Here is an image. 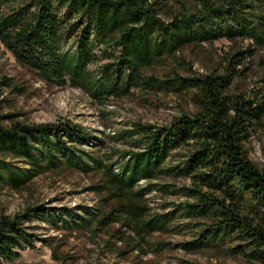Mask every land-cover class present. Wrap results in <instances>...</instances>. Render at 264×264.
<instances>
[{"label": "trees", "instance_id": "trees-1", "mask_svg": "<svg viewBox=\"0 0 264 264\" xmlns=\"http://www.w3.org/2000/svg\"><path fill=\"white\" fill-rule=\"evenodd\" d=\"M193 2L192 12L165 21L159 7H154L156 2L147 0H0V41L43 80L79 88L101 104L135 88L155 91L176 82L196 89L199 102L196 113H182L168 125L135 122L116 134L124 149H116L122 161L115 171L111 162L83 148L97 139L88 128L64 118L36 123L4 113L2 89L12 83L4 76L0 78V182L21 187L58 167L98 170L105 179L93 189L108 190L120 212L113 216L114 208L110 220L119 219L146 241L151 232L166 231L170 219L168 213L147 217L150 207L145 196L152 181L172 173L190 176L192 185L184 186L194 198L188 213L211 224L183 248L196 251L233 237L244 241L235 251L249 248L264 262V227L242 214L241 207L247 205L264 220V167L252 162L244 149L253 127L264 117V93L256 99L226 93L241 74L236 66L252 55V49L231 53L219 75L160 80L143 73L164 51L175 53L186 44L225 38L249 39L264 47V0ZM94 62L97 71L90 69ZM11 155L24 158L29 167L8 162ZM172 155L178 160L167 164ZM141 180L149 185L138 188ZM72 215L71 209L60 213L39 205L14 216L1 215L0 264L35 249L38 238L29 224L34 217L50 223L60 218L66 227L76 223L87 228L91 223L90 212L78 222Z\"/></svg>", "mask_w": 264, "mask_h": 264}, {"label": "rangeland", "instance_id": "rangeland-1", "mask_svg": "<svg viewBox=\"0 0 264 264\" xmlns=\"http://www.w3.org/2000/svg\"><path fill=\"white\" fill-rule=\"evenodd\" d=\"M147 1L156 2L154 7H159V16L165 21L194 10L193 0ZM12 6L6 7V11ZM247 48L253 53L236 66L241 74L234 77L226 93L256 99L264 93V47L249 39L221 38L211 43L186 44L175 53L164 51L143 73L160 80H169L175 75H219L231 53ZM97 66L94 62L90 69L97 71ZM4 76L12 79L11 85L2 89L4 113H14L19 120L36 123L64 118L88 128L97 139L83 148L93 151L105 163L111 162L115 171L117 162L122 161L116 149H124L123 143L115 138L121 130L135 122L168 125L180 114H194L199 109L198 91L180 87L176 82L155 91L135 88L129 95L98 103L79 88L43 80L0 41V78ZM263 146L264 117L244 142L247 157L260 168L264 167ZM178 158L172 155L166 163H175ZM6 160L24 169L29 167L22 157L11 155ZM173 174L153 180L152 190L145 196L150 207L147 217L167 213L170 216L168 229L151 232L145 237L147 242L119 219L110 220L109 213L118 205L115 198L109 197L108 190L93 189L105 179L98 170L81 172L58 167L35 176L21 187H14L8 180L0 182V216H14L37 205L60 213L71 209L74 222L92 213L87 228H80L76 223L66 227L60 218L50 223L34 217L29 224L38 238L35 249L24 250L20 257L5 264H264L249 253V248L244 252L235 251L234 247L244 241L233 237L225 238L223 243L214 241L199 250L186 251L183 243L198 238L199 232L211 222L188 213V204L194 203V198L184 186H191L192 179ZM163 184L168 187L164 189ZM148 185L141 180L137 187ZM241 207L242 214L264 227L261 217L247 205ZM119 213L117 209L112 215Z\"/></svg>", "mask_w": 264, "mask_h": 264}]
</instances>
